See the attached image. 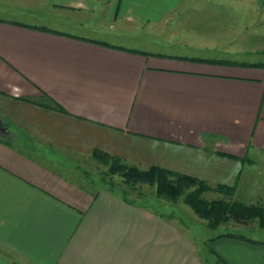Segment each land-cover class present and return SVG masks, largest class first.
Returning a JSON list of instances; mask_svg holds the SVG:
<instances>
[{
    "label": "crops",
    "instance_id": "obj_1",
    "mask_svg": "<svg viewBox=\"0 0 264 264\" xmlns=\"http://www.w3.org/2000/svg\"><path fill=\"white\" fill-rule=\"evenodd\" d=\"M211 2L0 0V264H264V239L218 237L85 171L100 150L264 203V67L144 46L149 24Z\"/></svg>",
    "mask_w": 264,
    "mask_h": 264
},
{
    "label": "rangeland",
    "instance_id": "obj_2",
    "mask_svg": "<svg viewBox=\"0 0 264 264\" xmlns=\"http://www.w3.org/2000/svg\"><path fill=\"white\" fill-rule=\"evenodd\" d=\"M205 9H208L206 5ZM145 29V34L148 37L144 39L152 43L144 45L147 49L192 57H212L264 64V0H212L209 14L205 13L200 17H192L189 13L186 17H167L162 24L157 26L149 24ZM94 36L97 39L114 43L136 47L143 46L135 43L132 37L119 39L99 34ZM97 161V164L86 165L85 171L105 181L116 191L129 196L127 198L135 201H147L150 206L168 212L167 216L169 217L175 216L176 211L181 207L191 211L192 214L195 213L184 202L183 198L177 202L158 198L156 186L138 183L135 187H131L124 184L122 176L111 173L110 164ZM219 193L222 192L215 191L209 194L211 196L205 198L208 200L222 199L219 198ZM222 194L225 195L224 199L228 201H236L245 206L264 207V203H261V201H253L249 204L246 199H230L232 197L230 193ZM182 210H180V214L183 217L185 215H183ZM194 215L206 225L207 222L204 219L196 213ZM183 219L194 226L197 237H200V233L204 234L205 229L199 223H193L187 216ZM217 229L220 232L239 233L257 239H264V227L261 226L259 218L246 224L229 221L221 224Z\"/></svg>",
    "mask_w": 264,
    "mask_h": 264
},
{
    "label": "trees",
    "instance_id": "obj_3",
    "mask_svg": "<svg viewBox=\"0 0 264 264\" xmlns=\"http://www.w3.org/2000/svg\"><path fill=\"white\" fill-rule=\"evenodd\" d=\"M196 60L264 67L263 63L239 62L227 59L199 58ZM93 157L105 164H110L111 173L122 176L123 183L126 185L135 187L138 183H145L156 186L157 197L171 202H177L183 198L184 202L189 205L200 218L207 222L206 225L210 229H217L221 224L229 221L246 224L257 218L260 219V224L264 227V207L252 205L245 206L236 201H228L224 198L208 200L203 195L205 192L212 190L233 195L235 192V187L233 186L218 185L212 187L209 183L200 178L175 172L158 165H153L143 170L137 166L128 165L124 163L121 158L111 156L100 150H95ZM221 236L243 239L252 243L262 242L239 233H225L218 237ZM219 260L222 264H226L223 259L219 258Z\"/></svg>",
    "mask_w": 264,
    "mask_h": 264
}]
</instances>
